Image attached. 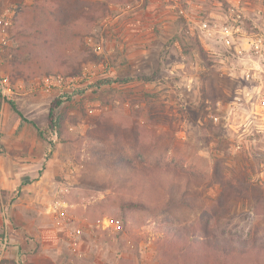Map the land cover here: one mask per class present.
I'll use <instances>...</instances> for the list:
<instances>
[{"label": "rangeland", "instance_id": "obj_1", "mask_svg": "<svg viewBox=\"0 0 264 264\" xmlns=\"http://www.w3.org/2000/svg\"><path fill=\"white\" fill-rule=\"evenodd\" d=\"M109 1L111 14L74 37L59 28L70 0H0V77L13 90L0 88V264H159L153 225L168 215L131 210L122 228L96 211H117L121 192L108 183L120 157L199 183L202 206L178 211L182 224L264 239V0ZM22 21L47 26L74 61H37ZM227 179L248 193L227 202Z\"/></svg>", "mask_w": 264, "mask_h": 264}, {"label": "trees", "instance_id": "obj_2", "mask_svg": "<svg viewBox=\"0 0 264 264\" xmlns=\"http://www.w3.org/2000/svg\"><path fill=\"white\" fill-rule=\"evenodd\" d=\"M70 1L73 3V16L59 28L74 37L87 35L93 24L112 12L110 3L113 1H99L89 6L79 4L78 0ZM49 15L57 17L55 10ZM22 24L26 22L22 21L20 25ZM20 34L30 49L31 46L36 47L37 61L49 69L72 63L75 59V55L69 53L71 49L68 43L58 40L55 34H50L45 25H33L32 28L30 24H26ZM36 64L38 63L28 64V68L33 69ZM46 72L51 74L50 71ZM62 104L63 100L56 98L49 106L47 123L54 133L62 126L63 120L58 115ZM10 105L16 109L14 102H10ZM18 114L24 120L23 115ZM113 163L116 169L108 184L114 189L119 188L121 192L117 211L113 213L101 207L96 211L103 212L101 217L120 220L122 228L128 223V211L131 210L168 215L169 222L153 225V234L158 237L156 243L161 256L159 264H264V239L222 235L207 222L198 220L182 224L177 219V212L182 208L193 210L202 206L196 191L199 183L195 185L187 173H182L175 167L147 161L142 156L135 159L120 157L113 160ZM201 177L196 176V181ZM219 187L220 197L229 203H233L231 198L238 200L248 193V186L240 181L227 179Z\"/></svg>", "mask_w": 264, "mask_h": 264}, {"label": "built area", "instance_id": "obj_3", "mask_svg": "<svg viewBox=\"0 0 264 264\" xmlns=\"http://www.w3.org/2000/svg\"><path fill=\"white\" fill-rule=\"evenodd\" d=\"M0 78H1L0 79V88L3 92V94L4 95L5 94L6 95L11 94L13 90H12V86L10 84L8 77L3 76ZM104 224H106L107 226H113V228H116V229L120 228L119 225L112 224L111 221L106 220V219L104 220ZM7 246H8V237L5 236L4 238L0 239V258L2 256V254L4 253V251L6 250Z\"/></svg>", "mask_w": 264, "mask_h": 264}, {"label": "crops", "instance_id": "obj_4", "mask_svg": "<svg viewBox=\"0 0 264 264\" xmlns=\"http://www.w3.org/2000/svg\"><path fill=\"white\" fill-rule=\"evenodd\" d=\"M12 236L14 237V239H13V240H16V239H15V236H14V235H12Z\"/></svg>", "mask_w": 264, "mask_h": 264}]
</instances>
